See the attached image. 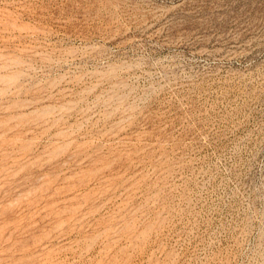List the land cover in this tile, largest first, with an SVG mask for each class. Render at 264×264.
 Segmentation results:
<instances>
[{
    "label": "rangeland",
    "instance_id": "rangeland-1",
    "mask_svg": "<svg viewBox=\"0 0 264 264\" xmlns=\"http://www.w3.org/2000/svg\"><path fill=\"white\" fill-rule=\"evenodd\" d=\"M0 264H264V0H0Z\"/></svg>",
    "mask_w": 264,
    "mask_h": 264
}]
</instances>
